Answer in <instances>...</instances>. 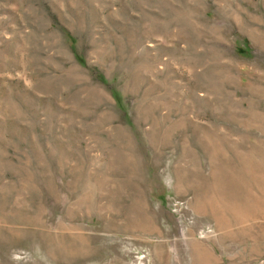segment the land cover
Listing matches in <instances>:
<instances>
[{"label": "rangeland", "instance_id": "obj_1", "mask_svg": "<svg viewBox=\"0 0 264 264\" xmlns=\"http://www.w3.org/2000/svg\"><path fill=\"white\" fill-rule=\"evenodd\" d=\"M0 264H264V0H0Z\"/></svg>", "mask_w": 264, "mask_h": 264}]
</instances>
